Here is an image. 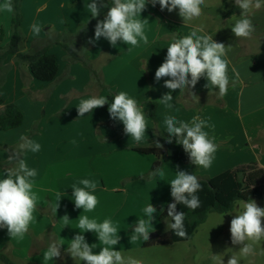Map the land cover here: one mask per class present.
Wrapping results in <instances>:
<instances>
[{
	"label": "crops",
	"instance_id": "0c3cea01",
	"mask_svg": "<svg viewBox=\"0 0 264 264\" xmlns=\"http://www.w3.org/2000/svg\"><path fill=\"white\" fill-rule=\"evenodd\" d=\"M4 2L0 0V5ZM89 3L91 0L21 2V51L47 46L56 59L58 72L53 81L44 83L34 79L30 69L14 56L5 60L8 72L0 84V99L4 104H14L22 113L23 121L18 128L0 131V179L6 178L8 170L16 167L8 157L22 142V137L41 145L38 152L22 154L28 167L37 172L30 178L37 197L34 221L19 239L10 237L7 228H0V252L13 260L24 259L20 255L23 249L28 253L25 258L32 259L34 264L56 261V258L45 260L48 246L57 242L62 244L60 252H66L70 240L79 234L80 215H87L97 223L111 220L120 237L115 250L143 247L142 238L130 239L135 222L146 218L143 210L150 203L157 209L156 219L173 200L170 180L177 171L189 173L190 170L188 164L166 162L159 168L164 176L157 173L147 178L155 157L133 150L153 144L159 133L168 136L164 124L167 116L189 124L193 118L205 122L203 131L217 145V151L211 167L198 166L199 176L214 177L250 162L264 168V8L253 9L248 14L255 27L251 38L235 37L231 31L235 23L232 16L221 18L217 25L204 29L214 41L231 45L226 57L230 61L227 93L219 96V89L211 85L205 87L207 80L202 77L192 89L199 100L178 89L171 93L172 107L168 108L158 101L169 91L164 87L168 78L157 82L155 71L166 57L173 33L188 35L198 26L184 22H178L177 26L174 21L160 26L153 20L152 12L145 9L141 19H147V44L140 41L137 46H131L118 41L113 47L104 37L89 44L97 21L107 15V11H100L91 21ZM11 15L12 11L0 9L2 47L11 36ZM33 24L41 27L38 35L32 32ZM86 27L85 36L77 40L75 36ZM61 44L87 61L96 78L92 79L81 62H69ZM121 91L135 99L146 114L147 130L139 143L125 134L122 122L110 118L109 104L78 116L77 107L83 99L106 97L111 103L108 97ZM150 103L158 105L154 118L148 115ZM177 145L184 151L182 145ZM83 179L96 184L92 194L98 204L91 212L77 209L72 196L73 185L82 187L79 181ZM57 193L61 196L59 201ZM57 203L54 214L53 207ZM65 215L70 219L67 223L62 219ZM154 227L150 230H157ZM83 235L87 243L96 244L93 252L98 253L103 245L96 234L85 232Z\"/></svg>",
	"mask_w": 264,
	"mask_h": 264
},
{
	"label": "clouds",
	"instance_id": "9594fccd",
	"mask_svg": "<svg viewBox=\"0 0 264 264\" xmlns=\"http://www.w3.org/2000/svg\"><path fill=\"white\" fill-rule=\"evenodd\" d=\"M153 7L158 3L163 11L167 9L172 12L179 9V16L184 24L199 19L203 15L205 0H150ZM149 0H112L111 6L104 3V0H91L87 5L91 18L99 16L104 7H108L107 15L103 20H98L94 29V38L88 40L89 44H95L104 37L115 47L117 42L125 45L137 46L140 41L148 43L145 34L147 19H141V13L148 6ZM236 6L241 9L239 18L235 14L231 19L235 20L231 28L232 33L237 38H251L255 27L249 17V12L261 7V0H235ZM0 9L12 11V5L5 0L0 5ZM84 27V26H82ZM32 32L38 35L41 27L38 24L32 25ZM130 50V49H129ZM231 51V45L226 46L213 40V36L204 31V28L194 27L190 34L178 36L173 33L172 42L167 47V54L163 63L155 71V80L164 81V87L169 91L164 93L158 100L168 108L173 100L172 92L181 90L187 92L193 99L199 100L192 89L203 77L207 80L205 87L211 85L218 88V95L223 97L228 90L230 83L228 71L230 61L226 58ZM146 71V67H145ZM233 73L238 76L235 69ZM190 77V79H189ZM109 104L108 112L110 118L119 120L124 125V132L132 137L137 143L141 142L147 130V117L137 101L130 98L127 93L121 91L112 97L111 103L106 97L92 96L83 99L77 107L78 116L83 117L93 109ZM165 132L168 133L166 141L171 143L173 138L177 144L183 146L185 152L189 154L192 164L209 168L212 165L214 153L217 145L208 134L203 131L205 122L198 118H193L191 124L177 120L175 116H167L164 121ZM21 143L9 155L8 159L16 163V167L9 169L6 178L0 179V228H7L8 234L12 238H23L29 231L30 224L34 221V212L37 207V197L33 192V185L30 178L35 177V169L29 168L22 158L26 151L38 152L41 145L28 137H22ZM156 146L162 148L159 142ZM164 176V172L156 169L153 175ZM81 186L73 185L72 196L77 209L91 212L98 204L97 197L92 194L96 184L89 179L79 181ZM171 186V197L174 202L167 205V217L171 218L168 228L174 230L175 235L181 238L187 236L185 229V213L177 211V204H183L188 209L195 211L201 207V200L198 192L202 190L198 178L194 174L186 171H177L174 178L169 182ZM89 189L91 191H89ZM61 196L56 194V200ZM241 211L234 215L230 222L231 242L233 245H243L239 249V256L247 258L255 254L254 245L264 241V208L258 206L254 199L247 201L237 200ZM58 203L53 207L55 214ZM146 218H138L135 222L134 231L130 237L132 241L149 239L150 230L155 220L154 213L157 209L150 203L144 208ZM67 223L70 219L67 215L62 217ZM79 234L70 240L67 252L77 261H85L86 264H142V261L131 256L125 257L121 251L115 250L119 243L117 227L111 220H104L97 223L87 215L78 217ZM93 232L98 237L99 243L103 245L98 253L93 252L96 244L90 245L86 242L83 233ZM62 244L52 242L45 252V260L60 257V247ZM240 260L236 255H232L227 264H239ZM213 264H224L219 255H213Z\"/></svg>",
	"mask_w": 264,
	"mask_h": 264
},
{
	"label": "trees",
	"instance_id": "16d2710c",
	"mask_svg": "<svg viewBox=\"0 0 264 264\" xmlns=\"http://www.w3.org/2000/svg\"><path fill=\"white\" fill-rule=\"evenodd\" d=\"M74 1L79 2L82 0ZM21 2L22 0H9L13 9L11 15V36L5 46H0V84L4 81L6 73L8 72V66L5 64V60L8 56H14L19 63L26 65L30 69L31 76L34 79L40 82L49 83L56 77L58 65L54 56L48 52V47L45 46L28 52H23L20 49V43L22 42ZM111 2L112 0H104V3L108 4L109 7L111 6ZM225 2L226 1L223 0L222 9L226 7ZM106 11H108V7L101 9V13ZM233 14H242L241 9L236 5L232 6L229 10H225L223 18H228ZM94 19L95 18H91V21ZM86 31L87 27L81 29L75 38L79 40L85 36ZM2 40L3 31L1 30L0 43ZM61 46L67 52L69 62H81L90 72L92 79L96 78L95 72L87 61L78 57L77 54H75L67 45L61 44ZM108 98L112 101V96H109ZM0 107H2L0 110V131L12 130L22 125V113L14 104H4L3 100L0 99ZM157 108L158 105L156 103L149 104L148 115L151 118L155 117ZM166 137L167 136L159 133L153 144L133 149L138 153L153 155L155 157L146 177L148 178L152 176L153 172L166 162L188 164L190 166L189 174H194L202 185V190L198 192L202 203L201 207L195 211L188 209L183 204H177V211L185 213L184 225L187 232L186 237H178L175 235L174 230L167 228L161 233L157 232V238L145 241L143 245L144 247L154 244H173L190 240L197 227L204 223L208 213H228L233 209L237 200L247 201L251 198L264 202V168L260 167L256 162L237 166L214 177L199 176L198 166L191 163L189 156L178 147L175 140L168 143ZM157 142L162 144L163 147H157ZM173 202L174 200L170 203ZM167 205L162 210L159 216V221L162 222L168 220V223H171V218L167 217ZM0 263L16 264L2 252H0Z\"/></svg>",
	"mask_w": 264,
	"mask_h": 264
},
{
	"label": "rangeland",
	"instance_id": "374dc122",
	"mask_svg": "<svg viewBox=\"0 0 264 264\" xmlns=\"http://www.w3.org/2000/svg\"><path fill=\"white\" fill-rule=\"evenodd\" d=\"M225 1L226 7L222 9L223 0H205L206 6H202L203 15L199 19H195L189 23L198 27L202 26L204 29L217 25L221 22V18L224 17L225 10H229L232 6L236 5L235 0ZM262 8H264V0H261V7L259 9ZM146 9L148 12H152L153 20L155 23H159L160 26L164 24L163 22L173 24L172 22L174 21L177 26L178 22H184L178 14L179 9L172 12H168L167 9L162 11L158 3L153 7L150 0ZM87 24L90 25L89 22ZM254 200L257 202L258 206L264 208L263 201ZM236 202L233 209L228 213H208L204 223L197 227L192 238L188 241L173 244H154L147 247L140 246L118 251H121L126 258L131 256L142 261V264H213V255H219V258L223 259L224 264H227V260L232 255L238 257L240 260L239 264H264V241L255 244V254L247 258L239 256V249L243 245H233L231 242V219L242 210ZM159 216L156 217L155 222H152L157 230L151 233H161L168 228V220L160 222ZM151 233H149V235ZM20 252V255L24 256V259L13 260L9 256H6L16 264H34L32 259L25 258L28 256L27 251L22 249ZM49 264H86V262L73 260L66 251L61 252L60 257H57L56 261Z\"/></svg>",
	"mask_w": 264,
	"mask_h": 264
},
{
	"label": "water",
	"instance_id": "95a60500",
	"mask_svg": "<svg viewBox=\"0 0 264 264\" xmlns=\"http://www.w3.org/2000/svg\"><path fill=\"white\" fill-rule=\"evenodd\" d=\"M157 236H158V233H157V232H153V233H151V234L149 235V239H148V241L157 238Z\"/></svg>",
	"mask_w": 264,
	"mask_h": 264
}]
</instances>
